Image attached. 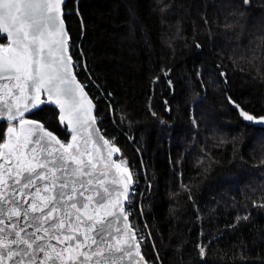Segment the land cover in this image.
Masks as SVG:
<instances>
[{
    "label": "trees",
    "instance_id": "obj_1",
    "mask_svg": "<svg viewBox=\"0 0 264 264\" xmlns=\"http://www.w3.org/2000/svg\"><path fill=\"white\" fill-rule=\"evenodd\" d=\"M63 9L98 125L149 182L131 226L143 216L161 264H264V0H66ZM240 109L262 122L246 123ZM57 114L45 103L26 118L67 141ZM154 248L141 246L147 262Z\"/></svg>",
    "mask_w": 264,
    "mask_h": 264
},
{
    "label": "snow or ice",
    "instance_id": "obj_2",
    "mask_svg": "<svg viewBox=\"0 0 264 264\" xmlns=\"http://www.w3.org/2000/svg\"><path fill=\"white\" fill-rule=\"evenodd\" d=\"M61 3L0 0V34H5L0 39L7 40L0 44V120L8 123L0 143V264H117L124 256L133 257L131 242L136 235L125 225L131 235L117 239V234L125 233L115 212L119 208L123 213L119 196L126 198L131 173L122 167L123 161L109 164L101 154L105 168L114 166L127 177L120 181L124 185L120 192L114 187L116 179L109 178L111 173L99 170L94 153H88L87 162L82 159L78 137L86 130L94 143L99 136L109 146V157L119 149L92 127L94 118L81 119L84 101L92 102L76 81L71 56L65 55ZM57 21L59 39H55ZM44 95L47 101L41 98ZM45 103L58 107L60 124L71 135L67 143L43 123L26 119ZM96 151L102 153L98 144ZM109 207L113 211H102ZM136 249L135 256L142 261L139 242ZM200 252L204 254L203 247Z\"/></svg>",
    "mask_w": 264,
    "mask_h": 264
},
{
    "label": "water",
    "instance_id": "obj_3",
    "mask_svg": "<svg viewBox=\"0 0 264 264\" xmlns=\"http://www.w3.org/2000/svg\"><path fill=\"white\" fill-rule=\"evenodd\" d=\"M65 1H66V0H62L61 6H60V14H59V15H60V18L63 20L62 28H63V30L67 33V35L64 37V39H65L66 42H67V43H66L67 52L65 53V55H66V56H69V55L71 56V54H70V50H69V33H68V31H67L66 24H65V21H64V17H63V14H64V9H63V7H64V4H65ZM60 27H61V26L59 25V21H57V33H56V35H55V39H59V38H60V37H59V28H60ZM0 35H1V36H4L5 34H0ZM6 43H7V40H6ZM6 43H5V44H6ZM0 44H3V43H0ZM54 56L58 57V56H59V53H54ZM71 60H72V56H71ZM72 71H73V74H74L75 77H76V81H77V82L83 87V91H84V94H85L86 97H87V100H91V102H92L91 105H89V104L87 103L86 100L84 101V109H85V111L81 113V119H82V120H85V121H89V120H91L92 118H94L95 123H94V125H93L92 127L95 128V129H99V133H100V135H102V136L104 137V139L109 140L107 137L104 136L102 130L100 129V127H99V125H98V121H97V119H95V118H96V115H95V112H96V103H95V101H94L93 98L89 95V93L87 92V90H86V88L84 87V85L82 84V82L78 79V77H77V75H76V73H75V71H74V67H73ZM41 98H42L43 100H45V101L48 100V97H47L46 95L42 96ZM227 98H228L229 103L232 104L233 106H235L233 100L230 99L229 96H227ZM48 104H50V103H48ZM51 105H53V106L57 109V111H58L57 118H58V121H59V109H58V107H57L56 105H54V104H51ZM33 111H34V110H33ZM239 111H240V114H241V112H243V113H246V114H248V115L253 116V120H252V121H247V120H245V119L243 118V116L241 115L242 118H243V120H244L246 123H248V124L256 125V124H258V123H261L262 120H263V117H262V116H257V115L253 114V113L250 112V111H247V110H244V109H240ZM26 115H27V114H26ZM30 120H35V121L41 122L40 120L33 119V118H30ZM1 121H3V120H0V122H1ZM41 123H42V122H41ZM59 124H60V121H59ZM60 125H61V124H60ZM61 126H62V125H61ZM7 127H8V126H7ZM7 127H6V129H7ZM25 127H28V126H25ZM62 127H64V126H62ZM16 128H17V131L19 132L20 125H19L18 123H16ZM45 128H46L47 130H49L47 127H45ZM6 129H5V131H6ZM66 130H67V129H66ZM5 131H4V132H5ZM49 131H51V130H49ZM51 132H53V131H51ZM67 132H68V131H67ZM53 133H54V132H53ZM54 134L56 135V133H54ZM56 136H57V135H56ZM57 137H58V136H57ZM58 138H59V137H58ZM59 139H60V138H59ZM70 139H71V136L69 135V138H68L67 142H68ZM2 142H3V141H2ZM2 142H0V143H2ZM67 142H65V143H67ZM78 144H79V147H80V149H81V152L83 153L82 159H83L85 162H87V161L90 159L88 153H90V152H91V153H94V154H95V160H96L97 162H99V170H101V171H109V172L111 173V176H110L109 178H113V177H114V178L116 179V181H117V184L114 185V187L118 188V190H119L120 192H124V185H123V183H120V181L127 180V177L124 176V175H122L120 172H118L117 169H116L114 166H112L110 169H109V168H105V167H104V162H100V156H101V154H102L103 157H104V161H107L109 164L111 163L112 160H115L116 163H121L119 160L116 159V156L120 154V148H119V146H118L116 143H113V145H114L116 148H118L119 151L116 152V153H114L111 157H109V155H108L109 150H110V149H109V146H105V145L103 144V141L99 139V136H96V137H95V143H94L93 140L89 138V132H88L87 130L84 131V132L82 133V138H81V137H78ZM97 144H98L99 147L102 149V153L96 151V145H97ZM5 151H7V150H5ZM61 151H63V150H61ZM78 156H79V154H78ZM123 162H124V163H123L122 167H124V165H126V161L123 160ZM7 166H8V165L6 164V167H7ZM14 172H15V170H14ZM5 178L7 179V176H6ZM131 185H132V180H131V183H130L129 188H128V190H127V194H128L129 191H130ZM32 191H34V189H33ZM41 194H43V195H47L46 193H43V192H42ZM127 194H126V196H127ZM116 199H117V196H116V194L114 193L113 196H112V198H111V200H112L113 202H115ZM119 199H120L121 202H122L123 213H121V211H120L119 208H116V209H115V212H116L117 215L119 216V220H118L116 223H117L118 226L123 230V232H124L125 234H124V235L117 234V239H119L120 241H124V240H127V239L129 238V236L131 235V233L128 232V230H127L124 226H125V225H130V228H131L132 232H133V228H132V226H131V224H130V220H129L128 216H127V220H124V214H125V200H126V198H125V196H119ZM102 211H113V209H112L111 207H109V208H107V209H105V210H102ZM112 231H113V233L115 234V227L112 229ZM52 243L55 244L56 242H55V241H52ZM89 243H90V241H89ZM112 243H113L114 245H116V244H117V240H113ZM131 243H132L133 257L130 259L129 257L124 256V257H123V260H118V261H117V264H148V263L146 262L144 256H143V254L141 253V246L139 245V249H138V250H139L140 254L143 256V260H142V261L140 260V257H139V256H135V251L137 250V249H136V244H137L136 240L132 241ZM58 247H62V246L58 245Z\"/></svg>",
    "mask_w": 264,
    "mask_h": 264
},
{
    "label": "rangeland",
    "instance_id": "obj_4",
    "mask_svg": "<svg viewBox=\"0 0 264 264\" xmlns=\"http://www.w3.org/2000/svg\"><path fill=\"white\" fill-rule=\"evenodd\" d=\"M0 43L5 44L6 43V38H5V42H0ZM72 64L74 65V71L76 69L77 70L79 69V63H78L77 60H74L73 57H72ZM85 84L87 85L88 84V81H86ZM96 119H98V118L96 117ZM7 126H8V123H7L6 127ZM6 127H5V129H6ZM2 141H0V142H2ZM62 142L65 143L67 141H62ZM116 159L119 160L120 162L123 161L122 159H118V158H116ZM126 166H129L128 172L131 173V180H132V185H131L130 191H129V193L126 196V199L127 200H125V213L128 216V213L129 212H130V214L132 213V209H133L132 207H133V205L134 204L139 205L140 200L142 198V193H143V191L146 190L145 187L148 185L149 182H148V179H146V177H145V170H144V168L142 166L134 165V167H136V170H137V174H135V175H134V173H133V171L131 169L133 167V165H128V164L124 165V167H126ZM148 243L152 244V246L154 248V243L153 242L152 243L151 242H148ZM154 251H155V254H156L155 255L156 256V261H154V262H147L146 261V262L148 264H161V260H160L159 256L157 255L155 248H154Z\"/></svg>",
    "mask_w": 264,
    "mask_h": 264
},
{
    "label": "built area",
    "instance_id": "obj_5",
    "mask_svg": "<svg viewBox=\"0 0 264 264\" xmlns=\"http://www.w3.org/2000/svg\"><path fill=\"white\" fill-rule=\"evenodd\" d=\"M127 169H129V166H126ZM134 175L137 174V170L136 167H132L131 168ZM130 171V170H129ZM127 200V199H126ZM140 221L139 223L136 225V227L133 228V232L136 235V242H139V245H145L148 242H153V238H152V234L151 231L145 221V219L143 218L142 215H140Z\"/></svg>",
    "mask_w": 264,
    "mask_h": 264
},
{
    "label": "bare ground",
    "instance_id": "obj_6",
    "mask_svg": "<svg viewBox=\"0 0 264 264\" xmlns=\"http://www.w3.org/2000/svg\"><path fill=\"white\" fill-rule=\"evenodd\" d=\"M26 119H30V118H26ZM71 136V135H70Z\"/></svg>",
    "mask_w": 264,
    "mask_h": 264
}]
</instances>
